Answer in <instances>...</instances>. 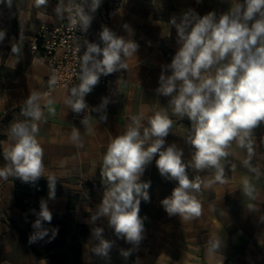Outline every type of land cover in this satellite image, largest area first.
I'll return each mask as SVG.
<instances>
[{
  "label": "crops",
  "instance_id": "0c3cea01",
  "mask_svg": "<svg viewBox=\"0 0 264 264\" xmlns=\"http://www.w3.org/2000/svg\"><path fill=\"white\" fill-rule=\"evenodd\" d=\"M73 1L80 0H63L64 7ZM59 3L60 0H48L47 5L37 8L35 0H11V6L8 0L0 2V30L6 33L0 41V167L5 164L3 151L10 143V125L28 119L22 115L25 100L32 92H39L42 117L33 122L39 128L37 139L44 150L46 171L45 177L37 181L55 176L60 191L54 200L42 195L26 201L48 200L52 221L63 230L48 242L54 245L59 262L136 264L139 259L138 264H264V124L253 130L254 155L249 166L244 164L248 158L246 149L235 141L227 149L229 155L221 160L224 183L214 181V169L190 171V177L199 175L211 186L202 185L200 192L195 193L202 212L188 221L170 217L163 209L160 201L171 194L176 182L161 177L153 160L141 178L151 181L150 201L142 200L140 204V216L146 217L145 238L127 260L120 249L132 246L114 235L106 218L96 225L89 219L105 191L100 175L104 152L112 138L125 132L133 115L142 113V124L147 127L152 115L167 112L173 125L166 143L181 148L185 160L191 158V146L185 142L191 122L187 117L176 116L168 105L169 98L155 92L161 66L171 62L179 47L176 30L169 21L190 8L201 16L209 11L220 14L234 6L236 0H102L87 40L101 43L99 32L102 26H108L117 35L137 42L139 48L128 58L127 70L113 73L110 84L97 85L86 95L92 109L101 104L102 98H109L107 120L100 121L101 113L93 111L86 125L71 120L65 88L45 93L47 60L30 48L41 24L55 25L65 20V11L62 16L56 12ZM124 24L131 27V34ZM82 45L83 41L79 42L81 54ZM73 128L80 132L79 145L70 139ZM15 179H0V264H45L20 237V231H27L29 226L25 213L15 206ZM245 179L254 187L255 199L244 194ZM97 226L104 228L106 239L115 241L109 260L92 252L97 244L92 228ZM213 239L221 243L219 250L210 254L209 241ZM48 243L37 244L44 247Z\"/></svg>",
  "mask_w": 264,
  "mask_h": 264
},
{
  "label": "clouds",
  "instance_id": "9594fccd",
  "mask_svg": "<svg viewBox=\"0 0 264 264\" xmlns=\"http://www.w3.org/2000/svg\"><path fill=\"white\" fill-rule=\"evenodd\" d=\"M47 3L48 0H35L37 8ZM101 4L102 0L71 4V27L87 33ZM8 5L11 6V0ZM63 11L64 3L60 0L56 12L62 16ZM169 25L176 30L179 47L171 62L161 66L155 92L169 98L168 105L176 116L187 117L191 122L190 134L185 139L192 149L191 158L185 160L181 148L166 143L173 125L167 112H156L148 119L147 127L142 124V113L133 115L125 132L108 143L100 169L105 191L89 219L96 225L106 218L114 235L132 246L120 249L125 260L139 250L145 238L146 217L140 216V204L142 200L150 201L151 181L141 178L153 160L161 177L176 182L171 194L160 201L163 209L170 217L179 216L188 221L202 212L195 193L200 192L202 185L211 186V182L205 184L199 175L190 177V171L214 169V181L224 183L221 160L229 155L227 149L234 141L246 149L248 158L244 164L249 166L254 155L253 130L264 123V0H236L227 11L220 14L209 11L202 16L190 8L178 18L173 16ZM123 27L130 34L133 32L128 24ZM5 35L0 30V41ZM99 39L101 43L83 40L80 70L76 75L79 83L70 88L66 98L77 114L88 109L85 97L99 84L100 77L127 70L128 58L139 48L137 42L117 35L108 26H102ZM56 82L53 76L49 87H54ZM40 99L39 92H32L22 109V115L28 119L10 125V143L3 151L5 164L0 167V179L15 177L27 183L45 177L44 150L37 139L38 125L33 122L42 117ZM108 103L109 98L104 97L92 109L101 113L100 121L107 120L104 110ZM81 123H88L87 115ZM70 139L79 145L78 129L73 128ZM47 180L48 200H54L56 177L49 175ZM254 192V187L245 179L244 194L255 199ZM48 200L40 199L39 211L29 209L36 217L31 222L29 244L51 242L58 234V227L46 226L53 219ZM25 222H28L27 214ZM92 235L97 241L93 254L109 260L115 241L105 238L103 227L92 228ZM220 243L219 239L210 240L209 253L217 252Z\"/></svg>",
  "mask_w": 264,
  "mask_h": 264
},
{
  "label": "built area",
  "instance_id": "2783aa9c",
  "mask_svg": "<svg viewBox=\"0 0 264 264\" xmlns=\"http://www.w3.org/2000/svg\"><path fill=\"white\" fill-rule=\"evenodd\" d=\"M73 3L78 4L80 1L70 2L64 7L65 20L61 23L41 24L30 45L31 50L39 52L47 60L48 72L44 80L46 94L56 88H65L69 95L70 88L79 83L76 78L80 70L79 57L82 55L79 42L87 39L88 32L81 33L71 27L72 12L69 11V6ZM53 76L56 77L57 82L54 87L50 88L49 80ZM113 79V74L102 75L98 85L110 84ZM86 103L88 109L79 114L74 113L70 108V118L73 122L81 123L85 115H87L88 122L90 121L93 110L87 100Z\"/></svg>",
  "mask_w": 264,
  "mask_h": 264
},
{
  "label": "trees",
  "instance_id": "16d2710c",
  "mask_svg": "<svg viewBox=\"0 0 264 264\" xmlns=\"http://www.w3.org/2000/svg\"><path fill=\"white\" fill-rule=\"evenodd\" d=\"M60 188L58 184L55 186V194L59 193ZM49 193V186L48 181H35V182H23L20 179L14 180V198H15V206L20 209L22 212L27 214L28 220V230L27 231H20V237L28 246L33 254L45 260V264H61L53 252L54 245L50 243L46 244L44 247H39L34 244H29L28 238L30 233L32 232L31 222L35 220V216L29 212V209H36L39 211V202H27L28 198H38L42 195H48ZM52 227H58V233L62 232V228L59 223L51 221Z\"/></svg>",
  "mask_w": 264,
  "mask_h": 264
},
{
  "label": "rangeland",
  "instance_id": "374dc122",
  "mask_svg": "<svg viewBox=\"0 0 264 264\" xmlns=\"http://www.w3.org/2000/svg\"><path fill=\"white\" fill-rule=\"evenodd\" d=\"M35 245L40 246L39 244L35 243ZM41 247V246H40Z\"/></svg>",
  "mask_w": 264,
  "mask_h": 264
}]
</instances>
